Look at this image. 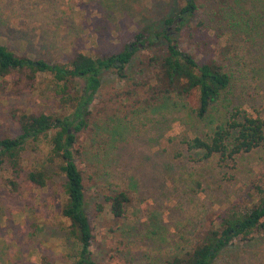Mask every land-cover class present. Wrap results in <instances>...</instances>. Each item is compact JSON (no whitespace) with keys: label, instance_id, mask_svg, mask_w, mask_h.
Segmentation results:
<instances>
[{"label":"rangeland","instance_id":"374dc122","mask_svg":"<svg viewBox=\"0 0 264 264\" xmlns=\"http://www.w3.org/2000/svg\"><path fill=\"white\" fill-rule=\"evenodd\" d=\"M186 1L0 0V43L49 62L69 61L76 51L108 55L140 32H160L165 18ZM240 7L235 5L236 13L247 14L235 23L248 26L246 31L232 28L220 46L215 32L199 25L201 18H208L204 12L194 17L191 27L171 31L199 62L217 57L234 75L233 104L264 118V31L259 37L256 23L259 19L264 30V0H241ZM165 48L163 38L141 46L127 74L137 79L152 76L154 68L147 62ZM51 78L41 73L30 80L25 72L0 77L3 136L20 133L13 113L70 112L61 109ZM103 79L107 87L122 84L111 70ZM191 104L198 105L196 100ZM176 107L168 100L140 118L104 123L102 129L112 134L106 154H97L91 139H83L87 147L80 166L87 180L86 210L94 233L93 258L101 264H169V259L191 249L211 219L258 202L255 184L264 187V147L234 161L220 155L204 158V151L189 148L188 140L208 137L213 126ZM55 131L28 142L19 173L8 164L0 170V264H73L76 258L77 244L66 236L70 220L62 214L65 177L58 160H48ZM39 168L49 176L45 187L28 179V173ZM106 184L128 192L131 200L124 217L115 218L108 205L96 213V203L108 191ZM211 264H264V232L248 241L234 238Z\"/></svg>","mask_w":264,"mask_h":264},{"label":"trees","instance_id":"16d2710c","mask_svg":"<svg viewBox=\"0 0 264 264\" xmlns=\"http://www.w3.org/2000/svg\"><path fill=\"white\" fill-rule=\"evenodd\" d=\"M235 5L240 7L241 0H187L179 10L165 18L160 32H140L129 39L122 50L97 57L76 51L69 61L49 62L20 55L0 43V77L25 72L32 80L38 74H49L61 109L70 110L66 114L47 111L13 113L20 133L3 136L0 127V170L8 164L13 172L19 173L28 142L39 140L56 129L51 136L52 149L48 160H58L65 177L67 200L62 214L70 220L66 236L77 244L73 264H101L93 258L94 233L86 210L87 180L80 160L84 158L87 146L83 139L86 138L91 139L97 154L108 152L112 134L102 129L104 123L110 125L120 119L140 118L173 100L176 109L182 106L197 120L213 126L208 137L195 136L188 140L189 148L204 151V158L220 155L222 159L234 161L240 154L264 147V118L253 116L233 104L234 75L217 57L199 62L181 47L180 40L171 31L180 32L191 27L194 17L204 12L208 18H201L199 25L212 29L220 46V39L226 32L234 28L238 33L248 27L235 23L239 16L244 18L247 14L246 11L238 15ZM251 18L254 19L253 15ZM258 21L257 35L260 37L264 30L259 27L262 22ZM211 22L216 24L212 26ZM224 23L225 26L221 25ZM249 28L253 29V26ZM160 38L165 39L166 48L163 53L150 56L147 63L154 68L152 76L137 79L128 75L126 69L137 50L141 46L156 44ZM108 70L118 75L122 82L120 86L103 84V73ZM97 96L98 103L93 106ZM195 100L197 106L191 104ZM28 179L37 187H45L49 176L45 169L39 168L30 171ZM105 188L108 191H104ZM105 188L102 201L96 203V213H103L108 205L115 218L124 217L131 200L128 192L115 190L109 184ZM255 188L257 203L244 209L233 207L224 216L211 219L191 249L169 259L168 263L211 264L234 238L248 241L264 232V187L256 183Z\"/></svg>","mask_w":264,"mask_h":264}]
</instances>
